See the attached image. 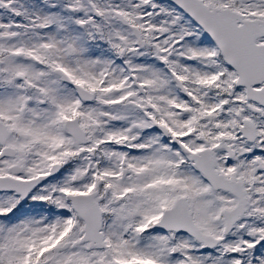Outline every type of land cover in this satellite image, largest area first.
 <instances>
[{
	"label": "snow or ice",
	"instance_id": "1",
	"mask_svg": "<svg viewBox=\"0 0 264 264\" xmlns=\"http://www.w3.org/2000/svg\"><path fill=\"white\" fill-rule=\"evenodd\" d=\"M0 264H264V0H0Z\"/></svg>",
	"mask_w": 264,
	"mask_h": 264
}]
</instances>
